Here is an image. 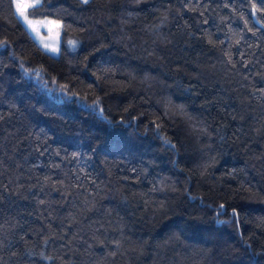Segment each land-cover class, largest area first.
<instances>
[{"label": "trees", "instance_id": "1", "mask_svg": "<svg viewBox=\"0 0 264 264\" xmlns=\"http://www.w3.org/2000/svg\"><path fill=\"white\" fill-rule=\"evenodd\" d=\"M27 14L61 38L0 0V264H264V0Z\"/></svg>", "mask_w": 264, "mask_h": 264}, {"label": "rangeland", "instance_id": "2", "mask_svg": "<svg viewBox=\"0 0 264 264\" xmlns=\"http://www.w3.org/2000/svg\"><path fill=\"white\" fill-rule=\"evenodd\" d=\"M14 1V6H15V11L18 17L23 21V23L26 25V27L29 29L31 32L32 36L35 38V40L39 43V45L46 51L50 52L53 55H57L59 53V45H60V38H61V27L59 29H56V27L52 24L48 23H42L46 21H55L60 24L59 21L54 20L49 17H44V18H31L27 14V9L25 10V14L27 15V18L29 21H31V25L25 21L23 16H20L19 13L17 12L16 5L19 4H27L31 3L32 0H13ZM61 26V24H60ZM33 28L38 29V32L33 31ZM58 32V35H57ZM70 41H74L75 44H70L69 46L74 49L77 46V41L72 39ZM47 43L52 47H55L57 51H51L48 50L44 47V44Z\"/></svg>", "mask_w": 264, "mask_h": 264}, {"label": "snow or ice", "instance_id": "3", "mask_svg": "<svg viewBox=\"0 0 264 264\" xmlns=\"http://www.w3.org/2000/svg\"><path fill=\"white\" fill-rule=\"evenodd\" d=\"M83 3H88L89 0H82ZM41 3V0H32L31 3H27V4H17L16 5V8H17V12L19 13L20 16H23L25 21L28 22L30 25H31V21L28 20L27 18V15L25 14V10L28 9V8H35V7H38ZM42 23H48V24H52L56 27V29H59L61 26L59 23L55 22V21H46V22H42ZM33 31H36L38 32V29L36 28H33ZM57 35H58V32H57ZM70 44H75L74 41H70L69 42ZM44 47L48 50H51V51H57V49L55 47H52L50 46L49 44L45 43L44 44ZM223 207V206H221Z\"/></svg>", "mask_w": 264, "mask_h": 264}]
</instances>
